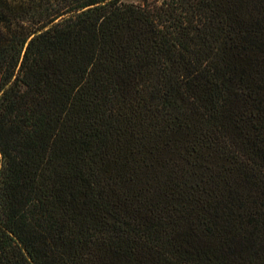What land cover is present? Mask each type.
<instances>
[{"label":"trees","instance_id":"1","mask_svg":"<svg viewBox=\"0 0 264 264\" xmlns=\"http://www.w3.org/2000/svg\"><path fill=\"white\" fill-rule=\"evenodd\" d=\"M0 264H264V0H0Z\"/></svg>","mask_w":264,"mask_h":264},{"label":"rangeland","instance_id":"2","mask_svg":"<svg viewBox=\"0 0 264 264\" xmlns=\"http://www.w3.org/2000/svg\"><path fill=\"white\" fill-rule=\"evenodd\" d=\"M162 0H122L125 4H133V5H144V3L148 4H159Z\"/></svg>","mask_w":264,"mask_h":264}]
</instances>
